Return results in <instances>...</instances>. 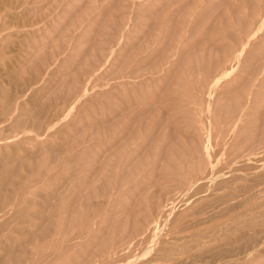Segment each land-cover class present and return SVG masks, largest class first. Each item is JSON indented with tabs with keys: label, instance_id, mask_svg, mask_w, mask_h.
Returning a JSON list of instances; mask_svg holds the SVG:
<instances>
[{
	"label": "rangeland",
	"instance_id": "1",
	"mask_svg": "<svg viewBox=\"0 0 264 264\" xmlns=\"http://www.w3.org/2000/svg\"><path fill=\"white\" fill-rule=\"evenodd\" d=\"M26 257L264 264V0H0V264Z\"/></svg>",
	"mask_w": 264,
	"mask_h": 264
},
{
	"label": "bare ground",
	"instance_id": "2",
	"mask_svg": "<svg viewBox=\"0 0 264 264\" xmlns=\"http://www.w3.org/2000/svg\"><path fill=\"white\" fill-rule=\"evenodd\" d=\"M257 95H258V94H257ZM251 144H252V143H251ZM247 148H248V147H247ZM244 152H245V151H244ZM238 154H239V153H238ZM251 154H252V153H251ZM227 157H228V155H227ZM227 157L225 156V159H227ZM237 157H238V156H237ZM214 159H215V158H214ZM231 159H232V158H231ZM227 160H229V159H227ZM232 160H233V159H232ZM225 161H226V160H225ZM225 161H224V162H225ZM228 162H229V161H227L226 163H228ZM231 163H232V161L229 162V164H231ZM222 165H223V164H222ZM227 165H228V164H227ZM225 166H226V165H225ZM225 166L223 165V168H224ZM228 166H229V165H228ZM220 167H221V166H220ZM226 167H227V166H226ZM218 168H219V167H218ZM223 168H222V169H223ZM195 170H196V169H195ZM217 170H218V169H217ZM220 170H221V169H220ZM220 170H219V171H220ZM227 170H228V167H227ZM191 171H192V170H191ZM196 171H197V170H196ZM232 171H233V170H232ZM193 172H194V171H193ZM193 172H192V173H193ZM226 172H227V171H226ZM226 172L221 171V173H220L219 175H217V178H219L220 176L223 175V173H226ZM228 172H230V171H228ZM197 173H198V172H197ZM197 173H195V175H197ZM218 173H219V172H218ZM190 174H191V173H190ZM191 175H192V174H191ZM193 175H194V174H193ZM199 176H200V174L198 175V177H199ZM193 177H194V176H193ZM199 178H200V177H199ZM234 178H235V177H234ZM195 179H196V178H195ZM195 179H194V182H195ZM201 179H202V178H201ZM213 179H214V178H213ZM237 179H238V178H237ZM191 180H192V179H191ZM196 180H197V179H196ZM232 180H233V178H232ZM246 188H247V187H246ZM249 206H250V205H249ZM150 229H151V228L146 229V230L144 231V233H143V236H142L140 239H139V238L137 239V237H136V238H132L133 241H134V242H132V243H134V244H139V243H143V242L145 243V242H147V240L152 239V235H151V230H152V229H151V230H150ZM153 229H154L153 231H155V228H153ZM153 231H152V232H153ZM199 231H200V230H199ZM253 232H254V231H253ZM209 233H210V232H209ZM134 234H135V233H134ZM153 234H154V233H153ZM210 234H211V233H210ZM223 234H224V233H223ZM199 235L201 236L200 233H193V234H190V235H188V236H183V238L185 237V240H187V241H190V240L193 241V239H194V240L197 239V237H198ZM200 236H199V237H200ZM228 236H229V234H228ZM153 237L156 238L154 235H153ZM186 237H187L188 239H187ZM201 238H202V237H201ZM201 238H200V239H201ZM129 239H130V238H129ZM175 239H176V240L178 239L177 242H179V240H183V239H179L178 236H177V238L175 237ZM189 239H190V240H189ZM227 239H228V238H227ZM173 240H174V239H173ZM131 241H132V240H131ZM152 241H153V240H151V242H152ZM163 241H164V240H163ZM170 241H171V239H170ZM151 242H148V243L146 244V246H149ZM182 242H183V241H182ZM184 242H185V241H184ZM114 244H115V243H114ZM160 244H161V242H160ZM163 244H165V243H163ZM113 246H115V245H113ZM123 246H124V245H123ZM159 246H160V247H159V251H160V250L162 251V249H164V246H166V244H165L164 246H161V245H159ZM115 247L118 248L119 246H115ZM121 247H122V246H121ZM121 247H120V248H121ZM129 247H130V246H129ZM111 248H112V247H111ZM111 248H110V249H111ZM127 248H128V247H127ZM127 248H126V250H127ZM113 249H114V248H113ZM166 249H167V248H166ZM166 249H165V250H166ZM115 250H116V248H115ZM115 250H114V252H115ZM119 250H121V249H119ZM123 250H124V249H123ZM165 250H164V251H165ZM109 251L111 252V250H109ZM112 251H113V250H112ZM116 251H118V250H116ZM129 251H130V250H129ZM159 251H158V252H159ZM164 251H163V252H164ZM18 252H19V251H18ZM107 252H108V251H107ZM114 252H113V253H114ZM118 252H119V251H118ZM121 252H123V251H121ZM126 252H127V251H126ZM153 252H155V251H153ZM156 252H157V251H156ZM156 252H155V253H156ZM166 252H168V251H166ZM19 253L21 254V252H19ZM19 253H18V254H19ZM22 253L24 254V252H22ZM128 253H129V252H128ZM128 253H127V254H128ZM130 253H131V252H130ZM155 253H153V254H155ZM18 254H17V255H18ZM27 254H28V253L26 252V255H27ZM33 254H34V253H32V255H33ZM108 254H110V253H107L105 256L107 257ZM111 254H112V253H111ZM117 254H118V253H117ZM120 254H121V253H120ZM159 254H160V253H159ZM168 254H169V253H168ZM13 255H14V254H13ZM30 255H31V254H30ZM30 255H29V256H30ZM112 255H113V254H112ZM112 255H111V256H112ZM124 255H126V253H125ZM129 255H131V254H129ZM134 255H136V254H134ZM134 255H133V256H134ZM164 255H165V254H164ZM18 256H19V255H18ZM20 256H21V255H20ZM27 256H28V255H27ZM113 256H114V255H113ZM122 256H123V255H122ZM122 256H121V257H122ZM137 256H138V255H137ZM21 257H22V256H21ZM106 257H105V258H106ZM123 257H124V256H123ZM123 257H122V258H123ZM127 257H128V256H127ZM130 257H131V256H130ZM156 257H157V256H156ZM158 257H159V256H158ZM13 258H14V257H13ZM19 258H20V257H19ZM19 258L17 257L18 260H19ZM26 258H27V257H26ZM28 258H29V257H28ZM28 258H27V261L25 262L26 264H43V263H44L43 260H38V258H37V260H33V259H29V260H28ZM105 258H104V259H105ZM108 258H109V257H108ZM112 258H115V257H112ZM160 258H161V257H160ZM165 258H166V257H165ZM165 258H164V260H165ZM39 259H40V258H39ZM115 259H116V258H115ZM125 259H126V257H125ZM24 260H25V259H24ZM111 260H112V259H111ZM117 260H118V258H117ZM122 260H123V259H122ZM122 260H121V261H122ZM128 260H129V259H128ZM166 260H167V259H166ZM106 261H107V259H106ZM194 261H196V260H194ZM22 262H23V261H21L20 263L22 264ZM111 262L114 263V261H111ZM115 262H116V260H115ZM117 262H118V261H117ZM126 262H127V261H126ZM126 262H125V263H126ZM128 262H130V260H129ZM144 262H145V260H144L143 262H141V264H144ZM17 263L19 264V262H17ZM17 263H16V264H17ZM108 263H109V261H108ZM110 264H111V263H110ZM122 264H123V263H122ZM139 264H140V263H139Z\"/></svg>",
	"mask_w": 264,
	"mask_h": 264
}]
</instances>
